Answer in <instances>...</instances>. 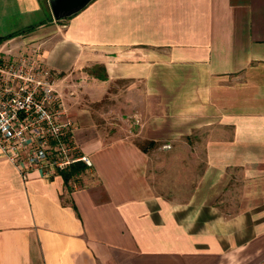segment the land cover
Returning a JSON list of instances; mask_svg holds the SVG:
<instances>
[{
  "label": "crops",
  "instance_id": "1",
  "mask_svg": "<svg viewBox=\"0 0 264 264\" xmlns=\"http://www.w3.org/2000/svg\"><path fill=\"white\" fill-rule=\"evenodd\" d=\"M9 32L0 49L51 70L91 164L22 178L0 155V264H264V0H89L57 19L0 0Z\"/></svg>",
  "mask_w": 264,
  "mask_h": 264
},
{
  "label": "built area",
  "instance_id": "2",
  "mask_svg": "<svg viewBox=\"0 0 264 264\" xmlns=\"http://www.w3.org/2000/svg\"><path fill=\"white\" fill-rule=\"evenodd\" d=\"M74 128L51 70L35 53L11 55L0 49V155L22 178L31 169L49 176L75 161L89 166Z\"/></svg>",
  "mask_w": 264,
  "mask_h": 264
},
{
  "label": "water",
  "instance_id": "3",
  "mask_svg": "<svg viewBox=\"0 0 264 264\" xmlns=\"http://www.w3.org/2000/svg\"><path fill=\"white\" fill-rule=\"evenodd\" d=\"M48 5L54 19L66 17L80 8H82L89 0H47Z\"/></svg>",
  "mask_w": 264,
  "mask_h": 264
},
{
  "label": "trees",
  "instance_id": "4",
  "mask_svg": "<svg viewBox=\"0 0 264 264\" xmlns=\"http://www.w3.org/2000/svg\"><path fill=\"white\" fill-rule=\"evenodd\" d=\"M14 33L15 32H9L7 34L0 35V41L6 37H9L10 35H13ZM83 168L84 164L81 161H75L66 168L59 170V173L62 176L63 181L66 182L68 178H70L72 175L76 174Z\"/></svg>",
  "mask_w": 264,
  "mask_h": 264
},
{
  "label": "rangeland",
  "instance_id": "5",
  "mask_svg": "<svg viewBox=\"0 0 264 264\" xmlns=\"http://www.w3.org/2000/svg\"><path fill=\"white\" fill-rule=\"evenodd\" d=\"M190 151H192V154H200L201 153L200 148L199 149L190 148ZM200 165H201L200 162H194V163L189 164L188 176H189V185L190 186L195 183V176H196V173L198 172V170L200 168ZM179 180H180V178H179Z\"/></svg>",
  "mask_w": 264,
  "mask_h": 264
}]
</instances>
